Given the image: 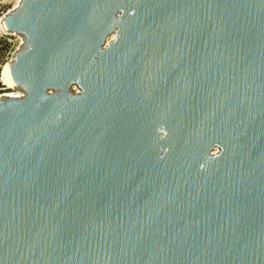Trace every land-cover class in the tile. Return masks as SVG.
<instances>
[{
    "label": "water",
    "instance_id": "obj_1",
    "mask_svg": "<svg viewBox=\"0 0 264 264\" xmlns=\"http://www.w3.org/2000/svg\"><path fill=\"white\" fill-rule=\"evenodd\" d=\"M20 1L0 264H264V0Z\"/></svg>",
    "mask_w": 264,
    "mask_h": 264
},
{
    "label": "rangeland",
    "instance_id": "obj_2",
    "mask_svg": "<svg viewBox=\"0 0 264 264\" xmlns=\"http://www.w3.org/2000/svg\"><path fill=\"white\" fill-rule=\"evenodd\" d=\"M18 1L20 2V0H6L0 4V22L10 11L14 10L18 6V4H19ZM0 38H6L7 42H9V44H11L13 46V50L11 51V53H13L14 50H16L18 47H20V45L22 43L21 37H19L17 35H7L3 31H0ZM11 58H12V55H9L8 61H10ZM77 90H78L77 87H73V91H77Z\"/></svg>",
    "mask_w": 264,
    "mask_h": 264
},
{
    "label": "trees",
    "instance_id": "obj_3",
    "mask_svg": "<svg viewBox=\"0 0 264 264\" xmlns=\"http://www.w3.org/2000/svg\"><path fill=\"white\" fill-rule=\"evenodd\" d=\"M13 46L7 42L6 38H0V74L3 66L8 61V56L11 55ZM1 86V85H0Z\"/></svg>",
    "mask_w": 264,
    "mask_h": 264
},
{
    "label": "bare ground",
    "instance_id": "obj_4",
    "mask_svg": "<svg viewBox=\"0 0 264 264\" xmlns=\"http://www.w3.org/2000/svg\"><path fill=\"white\" fill-rule=\"evenodd\" d=\"M19 2V1H18ZM21 2V1H20ZM19 2V3H20ZM19 5V4H18ZM5 28L3 26V24L1 23L0 24V31H3ZM4 32V31H3ZM21 41H22V38H21ZM1 79L2 81L4 82L5 86H7V88L9 89H14V85H13V81H12V78H11V74H10V64L7 63L4 67H3V70H2V73H1ZM20 94V93H19Z\"/></svg>",
    "mask_w": 264,
    "mask_h": 264
},
{
    "label": "built area",
    "instance_id": "obj_5",
    "mask_svg": "<svg viewBox=\"0 0 264 264\" xmlns=\"http://www.w3.org/2000/svg\"><path fill=\"white\" fill-rule=\"evenodd\" d=\"M22 42V41H21ZM17 50V49H16ZM14 50V52L16 51ZM13 52V53H14ZM13 53H11V55L13 56ZM12 59V58H11ZM11 61V60H10ZM10 61H7L6 63L10 62ZM3 70V69H2ZM2 73V71H1ZM0 98L1 97H4V96H7V97H10V98H20L22 96L21 92H19L18 90H16L15 88L14 89H9L7 88V86H5L4 82L2 81L1 79V74H0ZM20 93V94H19Z\"/></svg>",
    "mask_w": 264,
    "mask_h": 264
}]
</instances>
